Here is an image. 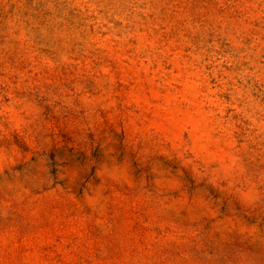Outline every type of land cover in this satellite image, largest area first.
Wrapping results in <instances>:
<instances>
[{
  "label": "rangeland",
  "instance_id": "rangeland-1",
  "mask_svg": "<svg viewBox=\"0 0 264 264\" xmlns=\"http://www.w3.org/2000/svg\"><path fill=\"white\" fill-rule=\"evenodd\" d=\"M0 264H264V0H0Z\"/></svg>",
  "mask_w": 264,
  "mask_h": 264
}]
</instances>
